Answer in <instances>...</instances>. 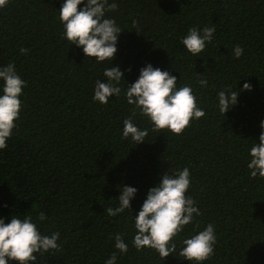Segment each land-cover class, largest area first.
Listing matches in <instances>:
<instances>
[{
    "label": "trees",
    "instance_id": "obj_1",
    "mask_svg": "<svg viewBox=\"0 0 264 264\" xmlns=\"http://www.w3.org/2000/svg\"><path fill=\"white\" fill-rule=\"evenodd\" d=\"M62 2L7 0L0 7V65L12 63L26 82L16 127L0 150V217L7 223L12 214L32 216L43 234L59 232V249L36 254L35 264H104L117 251L116 233L128 243L117 264H191L179 257L180 241L208 223L217 239L203 264H264V179L250 178L246 166L264 119V0H115L106 16L122 32L110 66H119L128 83L146 63L167 70L178 86H192L205 111L180 134L154 131L137 115L133 122L148 135L136 145L121 136L131 109L123 95L103 105L93 101L94 82L108 62L86 59L62 38ZM205 26L215 27L214 38L194 57L180 38ZM234 45L243 49L238 59ZM244 83L250 91H239ZM235 87L236 105L220 114L216 93ZM184 167L201 215L162 261L151 249L137 252L132 213L109 217L103 208L115 207L127 184L138 189L130 201L135 215L158 173Z\"/></svg>",
    "mask_w": 264,
    "mask_h": 264
},
{
    "label": "clouds",
    "instance_id": "obj_2",
    "mask_svg": "<svg viewBox=\"0 0 264 264\" xmlns=\"http://www.w3.org/2000/svg\"><path fill=\"white\" fill-rule=\"evenodd\" d=\"M6 3L7 0H0V7ZM116 7L115 0H63L57 12L63 28L62 38L69 45L74 44L81 49L86 59L94 58L89 59L94 63L108 62L101 74L102 78L94 82L93 101L103 105L111 97L118 99L123 95L131 109L130 115L122 121L121 136L133 145L144 142L148 135V129L140 128L133 122V117L137 115L146 117L154 131L182 133L190 120L205 116L191 85L178 86L176 76L151 63L141 67L135 81L128 83L119 66H110L117 52L116 45L122 29L113 18L106 16V12ZM214 31V26L190 27L180 38V44L190 55L201 57L206 45L213 40ZM20 51L24 53L26 49L21 48ZM242 54L243 49L234 45L232 55L238 59ZM196 75L200 87H206L208 81L203 78V74ZM25 83L12 63L0 65V150L7 147V141L16 127L15 122L19 119L22 105L20 97ZM244 90L250 91L251 85L244 83L239 91ZM237 96L236 87L218 91V112L224 115L236 105ZM259 127V143L254 141L248 149L246 166L250 178L264 179V119L260 121ZM190 182L189 168H170L169 171L158 173V182L147 190L135 215L130 201L135 198L138 189L127 184L119 187L120 194L115 197L116 206L103 210L109 217L130 211L134 231L132 246L137 252L151 249L162 261L176 251L178 234L193 223L194 217L201 215L196 202L188 194ZM21 217L12 214L7 217V223L5 217H0V264H10L11 261L35 264L36 254L43 255L59 249V232L43 234L32 216ZM37 219L43 221L46 217L40 212ZM112 239L117 251L112 252L104 264H117V252L124 255L128 251V243L121 233H116ZM216 239L212 223L205 225L202 230L194 229L180 241L179 257L191 264H203L214 254Z\"/></svg>",
    "mask_w": 264,
    "mask_h": 264
}]
</instances>
